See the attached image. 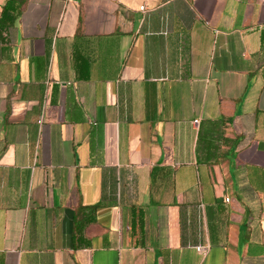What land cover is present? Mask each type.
Masks as SVG:
<instances>
[{
	"label": "crops",
	"instance_id": "crops-1",
	"mask_svg": "<svg viewBox=\"0 0 264 264\" xmlns=\"http://www.w3.org/2000/svg\"><path fill=\"white\" fill-rule=\"evenodd\" d=\"M0 264H264V0H0Z\"/></svg>",
	"mask_w": 264,
	"mask_h": 264
},
{
	"label": "built area",
	"instance_id": "built-area-1",
	"mask_svg": "<svg viewBox=\"0 0 264 264\" xmlns=\"http://www.w3.org/2000/svg\"><path fill=\"white\" fill-rule=\"evenodd\" d=\"M227 202H229V200H227ZM197 250H198L199 252H203V250H202L201 248H197Z\"/></svg>",
	"mask_w": 264,
	"mask_h": 264
},
{
	"label": "trees",
	"instance_id": "trees-1",
	"mask_svg": "<svg viewBox=\"0 0 264 264\" xmlns=\"http://www.w3.org/2000/svg\"><path fill=\"white\" fill-rule=\"evenodd\" d=\"M80 226H78L77 228H79Z\"/></svg>",
	"mask_w": 264,
	"mask_h": 264
}]
</instances>
